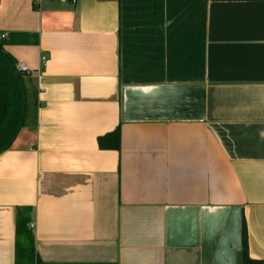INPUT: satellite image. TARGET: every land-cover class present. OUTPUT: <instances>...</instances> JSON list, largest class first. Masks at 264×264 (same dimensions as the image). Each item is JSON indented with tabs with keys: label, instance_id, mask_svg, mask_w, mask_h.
I'll return each mask as SVG.
<instances>
[{
	"label": "crops",
	"instance_id": "0c3cea01",
	"mask_svg": "<svg viewBox=\"0 0 264 264\" xmlns=\"http://www.w3.org/2000/svg\"><path fill=\"white\" fill-rule=\"evenodd\" d=\"M11 32L0 264L23 207L45 264H239L244 226L264 261V0H0Z\"/></svg>",
	"mask_w": 264,
	"mask_h": 264
},
{
	"label": "trees",
	"instance_id": "16d2710c",
	"mask_svg": "<svg viewBox=\"0 0 264 264\" xmlns=\"http://www.w3.org/2000/svg\"><path fill=\"white\" fill-rule=\"evenodd\" d=\"M24 35L11 32L6 38H0V154L12 147L21 129L30 124L32 106L39 105L33 89H29L28 74L19 70L17 61L5 48L7 44L25 42L20 41ZM101 145L106 144L101 140ZM107 145L118 148V137L113 144ZM30 212V207H23L18 212L14 264H45L35 248L34 235L29 227ZM239 264H264L263 260L249 256L245 226Z\"/></svg>",
	"mask_w": 264,
	"mask_h": 264
},
{
	"label": "built area",
	"instance_id": "2783aa9c",
	"mask_svg": "<svg viewBox=\"0 0 264 264\" xmlns=\"http://www.w3.org/2000/svg\"><path fill=\"white\" fill-rule=\"evenodd\" d=\"M45 60H46V58L43 57V58H42V62L44 63ZM17 67L19 68V70H21V71H23V72H25V73H27V74H30V69H29L24 63H20V64H18Z\"/></svg>",
	"mask_w": 264,
	"mask_h": 264
}]
</instances>
